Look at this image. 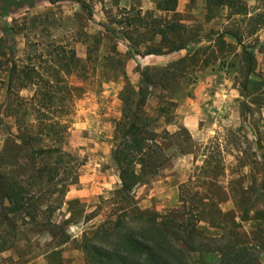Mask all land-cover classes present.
I'll use <instances>...</instances> for the list:
<instances>
[{
  "label": "rangeland",
  "instance_id": "rangeland-1",
  "mask_svg": "<svg viewBox=\"0 0 264 264\" xmlns=\"http://www.w3.org/2000/svg\"><path fill=\"white\" fill-rule=\"evenodd\" d=\"M157 1L0 0V172L25 180L33 196L32 215L9 212L0 200V264H88L80 241L113 208L104 200L120 186L114 151L133 113L161 160L134 188L138 205L166 215L181 208L183 194L197 215L198 190L212 205L206 217L220 223L203 221V231L249 244L264 264V24L251 35L256 21L249 20H264V0H245L248 16L209 9L206 0H178L176 11H161ZM155 19L185 24L187 48L147 54L170 47L152 29ZM226 31L254 47L248 83L243 46ZM43 103L68 122L62 148L76 158L67 165L53 157L48 182L39 177L37 153L54 143L38 133ZM69 219L63 229L50 224ZM63 234L70 238L61 243ZM190 258L218 264L220 255Z\"/></svg>",
  "mask_w": 264,
  "mask_h": 264
},
{
  "label": "trees",
  "instance_id": "trees-1",
  "mask_svg": "<svg viewBox=\"0 0 264 264\" xmlns=\"http://www.w3.org/2000/svg\"><path fill=\"white\" fill-rule=\"evenodd\" d=\"M206 3L209 9L228 6L235 15L248 16L250 13L245 0H206ZM177 6L178 0L157 1V8L161 11H176ZM262 18L263 14L249 17V20L256 21L255 27L250 32L251 35L256 34L263 27L264 20ZM154 21L158 22L152 28L155 34L160 35L163 44H168L170 47L167 51L156 47L150 49L147 54H168L187 48L190 39L186 37L187 26L185 24L175 19H161V21L155 19ZM141 25L146 28L149 26ZM226 33L236 37L243 46L247 73L246 83H248L250 75L256 68L254 47L244 45L239 33L232 31H226ZM191 38L193 39V37ZM71 52L72 57L75 58V52ZM27 75L30 74L27 73ZM44 80L47 84L50 83L49 77ZM144 80L150 84L153 82L151 78L145 76ZM29 82L36 84L32 79ZM40 94L41 92L36 90L35 95ZM45 94L50 95L48 98L50 101L53 100L50 93ZM53 109V105L45 103L37 107V112L40 116L42 115V119L39 117L42 121L38 125V133L44 134L54 141L52 145H43L37 150L39 157L43 160L39 177L46 178L47 182L55 179V175H52L51 171H46L49 170L50 160L53 157L57 160L67 159V165H72L76 161L70 152L62 148L65 133L69 128L68 122L57 116V118H53L55 115ZM51 111L54 113L50 114ZM136 116L133 113L134 118L129 121L128 125H122L123 140L114 151V158L119 166L120 186L110 199L104 200L113 208L100 224L84 232L80 241L88 264H192L190 253L213 251L220 255L218 264H263L258 260L253 247L249 244L234 242L227 235L217 238L203 231L200 227L203 221L208 222L211 228L220 227V223L213 217H206L208 211L212 209V205L204 201L203 195L200 196L198 190L193 193L194 196L202 200L197 208V215H195L193 206L187 205L188 201L183 194L181 208L166 215L141 208L138 205L133 192L134 188L148 179V176L156 169V164H161V160L154 156L153 146L147 143L146 131L139 127ZM45 119L49 120L44 121ZM121 123L119 125L122 129ZM150 139L154 146L160 148L154 136ZM260 148L264 150V146L261 145ZM262 152L264 155V151ZM160 158L162 159V157ZM67 165L63 162L60 166L55 167L54 171L61 172L63 166L66 168ZM25 182L18 178L6 177L0 172V200L9 201V212L32 215L26 204L33 196ZM77 182L78 175H75L70 184ZM185 187L187 186L183 184L182 191H185ZM261 196L264 204V190ZM220 212L222 211L220 210ZM262 214H264V210ZM70 221L71 219L61 225L52 222L50 224L54 228L63 229V226ZM69 238V235L63 234L61 243L67 242Z\"/></svg>",
  "mask_w": 264,
  "mask_h": 264
},
{
  "label": "crops",
  "instance_id": "crops-1",
  "mask_svg": "<svg viewBox=\"0 0 264 264\" xmlns=\"http://www.w3.org/2000/svg\"><path fill=\"white\" fill-rule=\"evenodd\" d=\"M261 38L264 39V37L261 35Z\"/></svg>",
  "mask_w": 264,
  "mask_h": 264
}]
</instances>
